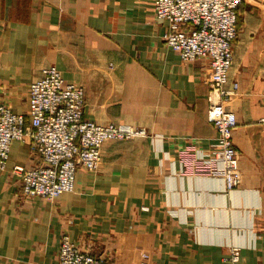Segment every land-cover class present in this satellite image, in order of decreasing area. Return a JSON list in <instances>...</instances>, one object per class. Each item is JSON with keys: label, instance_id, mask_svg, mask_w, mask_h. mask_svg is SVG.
<instances>
[{"label": "crops", "instance_id": "1", "mask_svg": "<svg viewBox=\"0 0 264 264\" xmlns=\"http://www.w3.org/2000/svg\"><path fill=\"white\" fill-rule=\"evenodd\" d=\"M154 14V0H0V91L15 113L28 114L31 83L56 66L85 89V119L147 132L105 143L99 170H80L75 191L56 201L23 196L14 169L39 160L13 143L0 174V264H59L65 234L109 264L144 253L161 264H233L234 247L237 264H264V30L234 46L239 91L227 107L242 176L227 192L221 176L181 173L178 151L196 143L207 155L217 137L211 69L183 62Z\"/></svg>", "mask_w": 264, "mask_h": 264}, {"label": "built area", "instance_id": "2", "mask_svg": "<svg viewBox=\"0 0 264 264\" xmlns=\"http://www.w3.org/2000/svg\"><path fill=\"white\" fill-rule=\"evenodd\" d=\"M155 21H166L170 31L166 44L185 63L207 60L211 88L208 119L217 137L205 155L196 143L178 151L181 173L224 178L226 191H235L241 180L239 152L233 134L237 116L227 104L239 91L230 84L234 44L239 36V8L244 0H154ZM86 92L65 81L56 66L42 70L29 88L28 114L15 113L0 91V174L7 170L12 145L27 143L39 164L16 167L21 192L27 199L56 201L76 189L80 170L96 173L102 162V148L109 141H127L147 136L144 129L131 125H103L85 119ZM242 249L232 248L227 261L237 264ZM59 264H109L82 251L69 235L62 237ZM133 264H161L149 253Z\"/></svg>", "mask_w": 264, "mask_h": 264}, {"label": "rangeland", "instance_id": "3", "mask_svg": "<svg viewBox=\"0 0 264 264\" xmlns=\"http://www.w3.org/2000/svg\"><path fill=\"white\" fill-rule=\"evenodd\" d=\"M263 30L264 0H248L244 2V5L239 8V36L243 35V33L257 34Z\"/></svg>", "mask_w": 264, "mask_h": 264}, {"label": "bare ground", "instance_id": "4", "mask_svg": "<svg viewBox=\"0 0 264 264\" xmlns=\"http://www.w3.org/2000/svg\"><path fill=\"white\" fill-rule=\"evenodd\" d=\"M233 50H234V48H233Z\"/></svg>", "mask_w": 264, "mask_h": 264}]
</instances>
